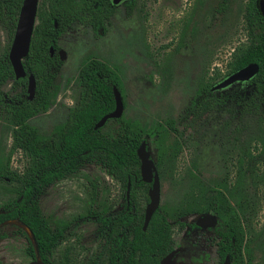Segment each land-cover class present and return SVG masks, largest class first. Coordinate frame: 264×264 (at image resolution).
<instances>
[{
	"label": "rangeland",
	"instance_id": "rangeland-1",
	"mask_svg": "<svg viewBox=\"0 0 264 264\" xmlns=\"http://www.w3.org/2000/svg\"><path fill=\"white\" fill-rule=\"evenodd\" d=\"M43 1L39 0V5ZM246 2L126 0L116 5L104 29L96 31L90 25L76 22L60 39L59 50L65 51V57L58 77L57 100L47 112L32 117L29 122L42 134L50 135L77 104L80 95L77 79L84 61L96 57L107 62L124 83L126 117L139 121L146 129L159 125L169 128L167 121L175 120L177 130L167 129L160 144V150L165 153H162L159 171L161 205L173 212L180 223L201 216L199 213L178 214V208L190 198L196 184L212 192L223 190L235 207L240 198H247L250 204L245 261L264 264V164L253 177L243 170L240 172L239 167L245 150L259 151L255 146L259 142L256 138H261L260 121L251 119L249 129L243 130L238 119L232 117L237 99L246 95L252 85L248 81L236 82L215 90L216 95L227 102L201 120H194L191 108L200 85L206 81L215 85L223 80L234 49L247 42L243 18ZM221 4L223 7L219 9ZM11 45L8 32L0 23V57ZM13 84V80H9L4 90L11 94L18 92L20 88H13ZM118 127L119 124L111 120L103 126V131L114 134ZM12 133L9 115L0 109L2 164L6 163L11 150ZM147 146L156 161L158 152L153 138ZM174 151H178L175 157L172 156ZM30 163V158L21 151L12 156L11 166L21 174L28 171ZM151 185L146 182L137 189H130V198H134L140 212L146 210L149 203ZM22 187V183L0 180V206L16 197ZM126 193L121 181L95 163L51 185L41 197V208L53 228L66 231V237L54 252L53 264H92L102 243L93 238L98 224L87 216L94 211L108 214L121 209ZM20 226L32 237L19 220L8 221L1 227L6 237L0 240V260L5 264H29L33 260ZM176 233L177 227L175 237ZM208 236L196 232L185 239L178 224V245L183 248L188 241H197L199 249L194 256L205 259L192 261L185 249L178 261H182L181 264H219ZM104 260L108 261V253Z\"/></svg>",
	"mask_w": 264,
	"mask_h": 264
},
{
	"label": "trees",
	"instance_id": "trees-1",
	"mask_svg": "<svg viewBox=\"0 0 264 264\" xmlns=\"http://www.w3.org/2000/svg\"><path fill=\"white\" fill-rule=\"evenodd\" d=\"M23 1L0 0V23L8 32L10 44ZM115 7L112 0H44L38 8L30 52L24 59L27 76L16 78L9 58L10 47L0 57V109L9 115L13 125L9 156L5 164L0 161V180L23 184L16 197L0 206V239L6 236L1 232L2 225L10 220H19L35 238L34 243L27 230L20 226L28 240L27 252L46 264H53L54 252L66 237V231L53 228L42 211L41 197L48 188L78 173L85 165L95 163L121 181L126 190L129 182L131 189H137L146 184L142 179L138 154L142 142H149L151 138L155 141L158 152L155 162L160 171V159L165 155L163 149L160 150L163 133L167 129L177 130L174 119L167 121L169 128L159 125L146 129L125 114L109 120L119 124L114 134L105 133L103 127L96 129L97 122L116 107L115 87L121 91L125 106L127 104L121 77L107 62L96 57H90L82 64L77 79L79 99L63 123L58 124L50 135H44L29 122L32 117L47 112L57 100L60 89L58 77L63 64L59 53L62 35L76 22L90 25L96 31L104 29L110 23ZM222 7L223 4L219 9ZM243 18L248 39L234 49L225 76L250 63L259 65V72L248 81L252 89L237 99L232 114L243 130L249 129L251 119L260 121L261 138H256L259 142L255 146L259 151L253 152L248 148L243 158L239 159L240 172L243 170L244 174L253 177L258 175L264 164V14L260 0H247ZM52 48L54 55L51 54ZM30 74L37 82L33 98L28 92ZM9 80H13V88H20L18 92L11 94L4 90ZM213 85L212 81L200 85L191 107L194 120H201L227 102L212 91ZM17 151L31 160L24 174L11 166L12 156ZM177 153L174 151L172 156ZM194 186L199 192L192 189L190 198L178 208V214L214 210L219 217L218 231L223 236L222 260L229 254L232 264H247L244 243L250 200L240 198L238 207H235L223 190L212 192L210 188L209 191L204 190L200 184ZM232 196L235 198L231 193ZM147 201H150L149 196ZM87 219L98 224L93 238L102 243V249L92 264H161L163 257L173 248L176 217L163 205L154 213L146 229L145 209L140 212L134 198L128 199L127 193L121 209L108 214L94 211ZM178 224L182 229L186 226L185 222ZM248 247L249 244L247 251ZM106 253L107 262L104 260ZM0 264H3L1 260Z\"/></svg>",
	"mask_w": 264,
	"mask_h": 264
},
{
	"label": "water",
	"instance_id": "water-1",
	"mask_svg": "<svg viewBox=\"0 0 264 264\" xmlns=\"http://www.w3.org/2000/svg\"><path fill=\"white\" fill-rule=\"evenodd\" d=\"M126 0H112L113 5H119ZM261 10L264 14V0H260ZM39 8V0H24L19 19L17 23L16 32L14 39L9 51V58L12 63L16 78H22L27 76V72L24 66V59L28 56L30 52L31 42L33 32L37 23V14ZM54 48L51 49V54L54 55ZM60 57L63 60L65 57V51L60 49ZM259 72V65L257 63H250L239 70L227 75L223 80L218 82L212 87V90L223 89L231 86L236 82H246L251 80ZM36 78L33 74H30L28 77V92L31 98L35 95L36 91ZM115 98H116V107L112 112L104 115L95 125L96 129L102 128L110 119L120 118L124 114L125 104L121 91L115 87ZM138 154L141 159V175L142 179L145 182L152 183L149 197L150 201L147 204L145 210V224L144 229L147 228L151 218L154 213L158 210L161 205V177L156 165L155 160L151 157V152L148 149L147 141L144 140L138 149ZM130 194V182L128 184L127 195ZM205 218H210V215L205 217H200L197 221L198 224H201ZM216 221L215 218H213ZM26 226V225H24ZM29 232L32 235L33 242L35 243V238L31 230L26 226ZM38 252V251H37ZM170 258V255L165 257L162 260V264H167L166 261ZM29 264H46L40 258L32 260ZM223 264H232L229 256L226 257Z\"/></svg>",
	"mask_w": 264,
	"mask_h": 264
},
{
	"label": "flooded vegetation",
	"instance_id": "flooded-vegetation-1",
	"mask_svg": "<svg viewBox=\"0 0 264 264\" xmlns=\"http://www.w3.org/2000/svg\"><path fill=\"white\" fill-rule=\"evenodd\" d=\"M114 6H116V5H114ZM130 189H131V186H130ZM127 197H128V195H127ZM129 198H130V194H129L128 199ZM200 214H201L200 217H205L207 215H210V218H205L203 221H201V224H198L197 221L200 218V217H198L197 219H195L191 222H185L186 226L184 229H182L181 226L179 225V229L184 231V238L185 239L191 238V236H193L196 232H200V234H209L208 240L210 242V247L215 248L216 254L219 258V264H223L225 261V260L224 261L222 260V256H221L223 236L218 231V228H217V226L219 224L218 214L214 210H211L208 212H203ZM213 218H215L216 221H214ZM10 221H12V220H10ZM175 227H177L176 237L174 235V228ZM172 235H173V248L168 254H166L163 257V259H164L168 255H170V258L166 261L167 264H181L182 261H178V257L180 256V254H185V252H184L185 249L188 250V256L192 261L202 262L205 260L201 256H199V257L194 256L197 253V249H199L197 241H193V242L188 241L187 246H184L183 248H182V246L178 245V219H176L174 221V227H173V234ZM5 237H3V238H5ZM3 238H1V239H3ZM233 241H235V239H233ZM227 256L230 257L229 254ZM34 259L35 258H33V260ZM230 259H231V257H230ZM162 260H161V264H162ZM2 263L5 264L3 261H2Z\"/></svg>",
	"mask_w": 264,
	"mask_h": 264
}]
</instances>
